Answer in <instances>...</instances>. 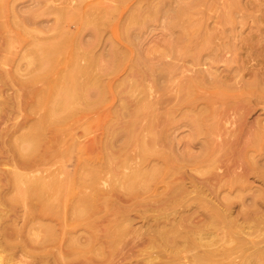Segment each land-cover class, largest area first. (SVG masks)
<instances>
[{"label":"rangeland","instance_id":"1","mask_svg":"<svg viewBox=\"0 0 264 264\" xmlns=\"http://www.w3.org/2000/svg\"><path fill=\"white\" fill-rule=\"evenodd\" d=\"M263 13L264 0H0V264H182V260L190 264L187 256L195 249L178 251L156 234V240H150L157 222L166 225V215L174 219L179 216L176 210L184 209L183 204L166 211L153 209L168 181L201 176L197 170L201 163L195 159L200 146L192 142L188 126L179 130L180 148L185 155L174 162L179 166L178 173L171 178L159 176L138 199L126 196L122 187L111 191L107 199L113 203L99 215L78 216L75 206L79 202L68 189L66 194L70 195L59 201L49 195L25 197L12 184L11 177L13 172L32 178H49L52 172L61 177L70 173L77 179L68 184L69 189L87 190L89 187L79 180L85 170L81 150L86 147L91 156L106 153L103 144L108 138L107 125L112 118L117 120L112 111L120 102L126 100L131 107L141 99L156 102L154 108L159 115L171 109L184 122L187 116L196 114V109L187 105L182 111L178 107L185 93L183 86L189 74L194 73V55L211 40L220 41L223 30L224 41L229 43L228 58L215 62L212 70L217 78L206 87H198L197 95L201 98L195 105L204 109L209 102L213 106L216 115L212 121L216 131L222 133L216 142L226 139L227 150L232 155L243 154L244 158L237 160L249 170L250 165L257 170L247 171L250 174L245 182L249 185L248 193L244 190V208L240 204L243 199L236 198L243 194L242 190H236L241 191L239 195L236 191H223L222 195L235 200L236 211H249L251 218L245 225L249 230L257 227L264 235ZM46 44L54 46L61 56L75 54L84 63L91 56L96 57L106 100L95 111L73 120L57 138L47 129L38 148L26 155L21 151L22 136L37 127L55 94L53 85L60 86L61 74L65 73L60 68L39 76L35 58ZM167 60L172 62L165 64ZM148 119L143 116L141 122L145 124ZM74 142L81 143L79 149ZM124 145H115L110 151L117 155L127 152L131 157L129 164H134L136 146ZM154 162L157 160L151 163ZM107 169L98 183L104 191L114 188L122 176L119 166L113 171ZM123 170L128 172L130 167L126 164ZM212 181L216 185L217 180ZM103 200L101 197L99 203L103 204ZM123 213L133 219L128 224L130 232L121 240L116 234L109 237ZM254 228L253 237L261 239L263 235L258 237ZM52 229L55 235L51 238ZM92 233L96 239L89 244ZM70 237L76 238L73 247ZM172 252L174 257L180 253L183 259L177 256L174 261ZM233 254L236 258L228 256L225 264H241L240 252Z\"/></svg>","mask_w":264,"mask_h":264},{"label":"bare ground","instance_id":"2","mask_svg":"<svg viewBox=\"0 0 264 264\" xmlns=\"http://www.w3.org/2000/svg\"><path fill=\"white\" fill-rule=\"evenodd\" d=\"M224 32L225 30L220 36V41L211 40L210 43L204 44L197 54L194 55L193 60L196 67L191 68L194 73L193 75L189 74L187 84L183 86L185 93L181 97L178 107L182 111L187 105L191 109H196V114L190 117L187 116L184 122L181 118H177L173 112L174 110L171 109L167 113L165 112V115H159L154 108L156 102H148L145 99H141L138 103L136 102L135 106L131 107L129 102L126 100L122 101L120 106L112 111V116H115L117 120L112 118L107 125L109 130L108 138L103 144V150L106 153L91 156L87 155L86 147L85 150H81V152L83 151L81 160L85 170L80 174L79 180L81 181L80 183H83V186L89 187L88 189L90 190L80 189L79 191H74L73 188L69 189L70 186L68 184H72L71 182L77 179L75 176L72 177L70 173H65L66 176L61 177L59 174L53 175L55 172H52L49 178H32L28 176L19 177L17 172H13L11 181L18 188L17 191L25 197L32 194L38 197L49 195L58 201L63 200L70 194L76 195L75 197H77L79 204L77 207L75 206L76 212H74L78 216H92L97 213L99 215L105 206L113 203L107 199V195H111V191H117L118 188L122 187L126 189V196L138 199L141 194L148 192L159 176L165 175L167 178H171L178 173L179 166L175 165L174 162L177 161V158L183 159L185 155L182 148H180L179 140V130L185 125L191 130L192 142L200 146V152L195 154V159L201 163V166H197L201 176L189 175L188 179L182 177L183 179L180 181L173 179L168 181L164 190L159 194L158 204L153 209L166 211L168 208L179 204H183L184 209L176 210L179 218L174 217V219H171L170 215H166V225L163 224L164 226L157 222V226L152 229L155 233L150 235V240H156V234L158 239L164 240V244L168 247H176L178 251L186 252L189 248L195 249V252L187 256L191 259H187V262L191 261L190 264H219L220 262L225 264L224 262L229 258H236L233 254H236V252L241 254V264H264V235L261 230H259L260 232L257 231V227V230L254 227H250L251 230H249V227L245 225L249 224L248 220L251 217L248 215H251V213L249 214V211L246 212L244 209L236 211L235 200L229 195H222L223 191L233 194L237 189L242 190V196L239 195L241 191L239 193L236 191V195H239L236 198L241 197L243 199H241L243 203H239L244 208L246 202L244 193L247 185H249V182L247 184L245 182L249 179L250 173L247 175V171L250 168L239 162L241 157L244 158L243 154L241 155L238 152L232 155L231 151L227 150L228 141L226 139H221L222 141L219 143L216 142L217 137L222 136V133L216 131V124L212 121V118L216 115L215 110L212 111L213 106L209 102H206V106L209 107H204V109H201L199 105H195L196 101L201 98L197 95L198 87H206L205 84L214 83L217 78L212 70L215 62L224 59V57L228 58L227 54H229L230 49L227 45L229 43L224 41ZM55 49L54 46L46 44L43 46L41 53L35 58L39 76L44 77L47 72L60 68L65 73L61 74V85L58 86L57 81L55 83L57 87L53 85L56 90L55 94L47 103L46 112L41 117L37 127L35 126L36 128L33 131L30 130L22 136L24 145H22L21 151L26 155L33 153L38 148L45 137L47 129L50 128L57 138L59 133L70 127L73 120L95 111L106 100V93L99 73L101 66L98 61L96 62V57L91 56L88 58L87 63H84L81 62L83 58L80 59L75 54L61 56ZM171 62V60H167L165 64L169 65ZM96 66L97 69L95 70ZM95 71L98 73H95ZM53 87L51 88L53 89ZM46 91L42 92L46 94ZM41 97L43 96L41 95ZM204 98L207 97L205 96ZM42 103L44 104V102ZM143 116L149 118L145 124L141 122ZM76 144L74 147L79 149L78 145L81 143ZM122 144L124 147L129 145L136 146V158L132 157L134 164H129L131 157L127 155V152L123 151L120 155H117L110 151L113 146H121ZM54 146L57 148L56 145ZM125 149L123 148V150ZM227 154L232 156L223 158ZM237 158H240L239 161ZM154 159L157 162L152 164L151 162ZM233 161L235 162L233 163ZM219 162H222L223 165H220ZM126 164L130 167L128 172L122 171ZM114 165L117 168L118 166L121 168L120 173L122 176H118L120 179H117L119 182L115 183L114 188L104 191L98 183L104 177L103 173L106 168L109 171L116 170ZM250 166L251 170H253L252 172L257 171L254 170L252 165ZM217 169L222 171L218 172ZM113 173L111 174L113 175ZM257 175L260 174L257 172ZM213 178L217 180L216 185L213 184ZM250 188H252L251 185ZM67 189L70 190L68 195L66 194ZM15 196L17 197V195ZM101 197L105 199L103 204L99 203ZM251 202L253 201L251 200ZM262 203L264 206V200ZM61 209L63 210V207ZM55 211L57 212V210ZM52 214L54 215V212ZM195 218L198 219L195 220ZM132 221L133 219L129 215L123 213L109 237L116 234L118 239H123L125 234L127 235V232L129 233L131 230L128 224H131ZM246 221L248 222L246 223ZM253 228L255 229L253 232H258V237L263 235L261 239L257 240L253 237ZM260 233L261 235H259ZM54 235L55 230L52 229L49 237L52 238ZM95 239L96 234L92 233L88 243L90 244ZM69 242H71V247H73L72 245H75L76 238L70 237ZM170 256L172 257V255ZM177 256H181L180 253ZM177 256L174 257L173 253V260L178 258ZM228 256L229 258L227 259ZM182 264H186V262L182 260Z\"/></svg>","mask_w":264,"mask_h":264}]
</instances>
